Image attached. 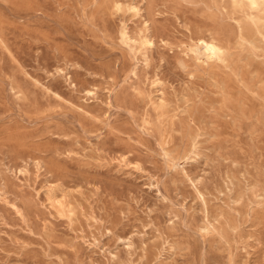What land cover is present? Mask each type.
Returning <instances> with one entry per match:
<instances>
[{"label": "rangeland", "instance_id": "374dc122", "mask_svg": "<svg viewBox=\"0 0 264 264\" xmlns=\"http://www.w3.org/2000/svg\"><path fill=\"white\" fill-rule=\"evenodd\" d=\"M261 3L0 0V264H264Z\"/></svg>", "mask_w": 264, "mask_h": 264}, {"label": "bare ground", "instance_id": "6f19581e", "mask_svg": "<svg viewBox=\"0 0 264 264\" xmlns=\"http://www.w3.org/2000/svg\"><path fill=\"white\" fill-rule=\"evenodd\" d=\"M241 1L242 2H246L249 5H251L253 7H257V8H260L261 5H262L261 0H241ZM251 41H253V40H251ZM196 51H198L201 54L207 56L209 59H212V58H215V57H220L221 52H222V48L219 46V44L214 39L201 40V43L198 45ZM200 53H198V54L201 55Z\"/></svg>", "mask_w": 264, "mask_h": 264}]
</instances>
